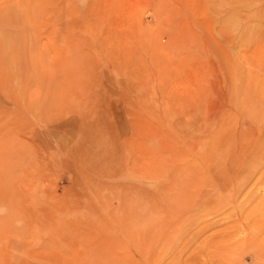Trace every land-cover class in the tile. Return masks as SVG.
<instances>
[{
  "label": "rangeland",
  "instance_id": "obj_1",
  "mask_svg": "<svg viewBox=\"0 0 264 264\" xmlns=\"http://www.w3.org/2000/svg\"><path fill=\"white\" fill-rule=\"evenodd\" d=\"M262 198L264 0H0V264H264Z\"/></svg>",
  "mask_w": 264,
  "mask_h": 264
},
{
  "label": "bare ground",
  "instance_id": "obj_2",
  "mask_svg": "<svg viewBox=\"0 0 264 264\" xmlns=\"http://www.w3.org/2000/svg\"><path fill=\"white\" fill-rule=\"evenodd\" d=\"M249 151L241 148L240 149V154H239V157H238V160L236 162H234V164H232L231 168H229V172H234L238 167L239 165L241 164V162L243 161H246L247 157L249 154ZM238 188L234 187L232 191H234L232 194H230V197H235L236 193L238 192ZM262 205H264V198L261 199L260 203L254 208V210H262V209H259V207H261Z\"/></svg>",
  "mask_w": 264,
  "mask_h": 264
}]
</instances>
